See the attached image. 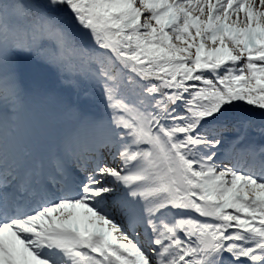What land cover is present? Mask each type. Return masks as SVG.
Returning <instances> with one entry per match:
<instances>
[{
    "label": "snow or ice",
    "instance_id": "1",
    "mask_svg": "<svg viewBox=\"0 0 264 264\" xmlns=\"http://www.w3.org/2000/svg\"><path fill=\"white\" fill-rule=\"evenodd\" d=\"M0 264H264V0H0Z\"/></svg>",
    "mask_w": 264,
    "mask_h": 264
}]
</instances>
